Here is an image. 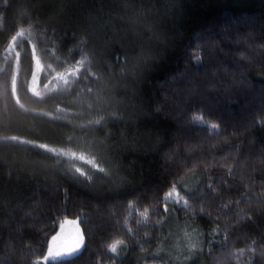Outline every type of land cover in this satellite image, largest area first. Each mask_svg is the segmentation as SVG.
<instances>
[{
	"label": "trees",
	"instance_id": "16d2710c",
	"mask_svg": "<svg viewBox=\"0 0 264 264\" xmlns=\"http://www.w3.org/2000/svg\"><path fill=\"white\" fill-rule=\"evenodd\" d=\"M170 214L169 264H264V0H0V264L65 219L45 264H159Z\"/></svg>",
	"mask_w": 264,
	"mask_h": 264
},
{
	"label": "rangeland",
	"instance_id": "374dc122",
	"mask_svg": "<svg viewBox=\"0 0 264 264\" xmlns=\"http://www.w3.org/2000/svg\"><path fill=\"white\" fill-rule=\"evenodd\" d=\"M191 188L188 187L187 183L183 184V187L173 190L171 197L168 198L173 202H177L180 193H189ZM174 210L171 205L165 207V210ZM169 225L170 234L167 242L163 247L157 249L152 254L145 256L142 259H147L146 262L158 261L159 264H169L168 259L178 260L181 258L180 246L186 248L188 251V244L190 243L189 249L195 253L199 250V244L197 240L196 231L191 229H185L182 225H177L176 219L170 214L166 220ZM77 238H82L79 224L76 219H65L61 222L60 227L55 235L50 238L47 251L43 258L40 259L42 264H45L48 260H53L50 257L57 256L60 252L67 250V248L75 243ZM189 242V243H188ZM118 246V244H116ZM111 252L116 254L115 247L111 248ZM180 254V255H179ZM66 255H62L63 257ZM59 258V257H57ZM55 258V259H57ZM143 260V261H144Z\"/></svg>",
	"mask_w": 264,
	"mask_h": 264
},
{
	"label": "snow or ice",
	"instance_id": "6c2138e0",
	"mask_svg": "<svg viewBox=\"0 0 264 264\" xmlns=\"http://www.w3.org/2000/svg\"><path fill=\"white\" fill-rule=\"evenodd\" d=\"M98 123H100V122L98 121ZM211 127L213 129H215V128H217V124L214 123V124L211 125ZM43 147H44V145L41 146V148H43ZM75 159H78V160L82 161L84 164H88V165H91V166H96V164L98 163L96 160L86 158L83 155H81L79 157H75ZM98 171L103 173V172H105V169L104 168H98ZM74 172L76 174H78V177H85V172L82 171L81 167H75L74 168ZM174 190H175V187H174ZM170 197H171V193H169L167 196H165L164 199L167 200ZM82 243H83L82 238H77L75 243L70 245L67 248V250H65L63 252H60L57 256L50 257V258L55 259V258L60 257L62 255H72V254H74L76 251H78L80 249ZM113 248H114V246H113Z\"/></svg>",
	"mask_w": 264,
	"mask_h": 264
}]
</instances>
